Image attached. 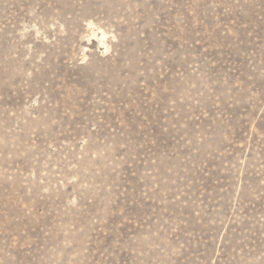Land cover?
<instances>
[{
	"label": "rangeland",
	"instance_id": "1",
	"mask_svg": "<svg viewBox=\"0 0 264 264\" xmlns=\"http://www.w3.org/2000/svg\"><path fill=\"white\" fill-rule=\"evenodd\" d=\"M0 264H264V0H0Z\"/></svg>",
	"mask_w": 264,
	"mask_h": 264
}]
</instances>
